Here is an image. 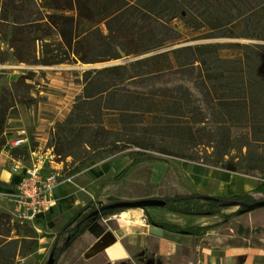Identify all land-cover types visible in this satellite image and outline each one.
Instances as JSON below:
<instances>
[{"label":"trees","instance_id":"trees-1","mask_svg":"<svg viewBox=\"0 0 264 264\" xmlns=\"http://www.w3.org/2000/svg\"><path fill=\"white\" fill-rule=\"evenodd\" d=\"M11 2L0 0V11ZM111 9L83 20L80 39L71 49L75 59L84 63L110 60L184 41L187 38L172 23L174 18L193 30L202 29L192 39L223 35L229 23L242 19L246 36L264 38V0H116ZM222 47L219 42L189 43L126 64L85 70L82 93L67 118L50 131L53 152L59 158L71 157L70 168L59 180L81 172L90 161L127 151L129 161L101 189L118 183L133 166L147 161L166 162L175 180L187 186L183 171L166 155L197 161L198 151L188 153L186 149L220 140L225 149L219 151L214 165L257 176L259 182L253 190L218 197L187 187V192L163 196V207L206 215L220 213L223 200L241 205L230 213L222 212L218 222L189 226L156 221L148 212L150 206H144L146 222L170 232L200 236L245 212L243 204L262 199L252 193L264 194V75L258 72L256 52L261 44H244L241 51L229 56L221 53ZM108 110L117 113L112 124L104 118ZM237 127H243L247 135L234 143ZM4 143L0 141V149ZM9 154L15 159L29 155L27 147L12 148ZM119 200L108 195L106 202ZM100 205L97 197L92 198L46 237L59 240L65 236L67 249L84 233L101 235L106 230L104 218L127 209L96 212ZM33 221L46 227L42 216ZM10 222V213L0 212V260L8 257L7 250L23 257L36 243L32 227L26 236L10 237ZM61 246L52 245L53 264L64 252Z\"/></svg>","mask_w":264,"mask_h":264},{"label":"rangeland","instance_id":"rangeland-1","mask_svg":"<svg viewBox=\"0 0 264 264\" xmlns=\"http://www.w3.org/2000/svg\"><path fill=\"white\" fill-rule=\"evenodd\" d=\"M115 2L116 0H29L21 4L13 2L5 12L0 13V19L4 20L12 19V15L16 16L15 19L32 15L41 25L37 28V33L30 34V27L14 25L12 28L8 22L0 20V120L3 123L0 141H5L0 150L9 153L12 148L27 147L29 155L18 158L29 166H40L44 173L58 172L61 175L65 169L70 168V156L59 158L53 152L50 131L57 126V123L64 121L71 112L74 102L83 90L82 74L88 68L101 69V67L126 64L189 43L219 42L224 46L220 49L221 53L227 56L241 51L244 44L259 43L261 47L256 49L259 55L258 72L264 75V38L246 36L243 19L229 23L222 31L223 35L192 39L191 36L200 34L202 29L193 30L180 18H174L172 23L187 38L184 41L110 60L84 63L80 59H75L71 49L79 40L83 20L94 18L99 11L109 12ZM51 31L56 35L59 34L60 42L56 46L47 42V33ZM11 47L14 48L10 50ZM116 114V111H105L106 123L112 124L117 117ZM235 133L234 143L242 141L247 135L243 127H237ZM18 135L24 138L25 143L18 147L11 146V140ZM222 149L225 148L219 140L211 146H196L186 151L188 153L198 151L197 162H213ZM166 156L172 162L182 158L177 155ZM182 159L188 160L185 157ZM128 161L127 151L105 155L101 160L90 161L80 174L92 168L100 169L104 183ZM158 165L154 161L136 164L131 172L118 182L119 184H108L104 191L97 193L99 195L97 201L101 202L99 204L106 203L105 193L115 195L119 199H134L136 197L131 198L134 194L140 195L137 198L149 196L162 198L177 194L171 179L174 178L171 168L164 170ZM166 188L168 189L164 192ZM100 196L103 197V201L100 200ZM238 207L224 206L221 210L232 212ZM163 208L150 206V211L158 216ZM126 210L142 212L141 208ZM0 212H8L11 215L10 237L26 236L29 227H32L36 240L33 248L23 257L12 256L7 250L5 255L8 257L0 260V264H46L53 243L56 247H60L65 240V236L59 240L48 238L46 227L36 221L19 217L13 211L12 201L6 193L0 194ZM58 228V225L53 223L51 232H56Z\"/></svg>","mask_w":264,"mask_h":264},{"label":"crops","instance_id":"crops-1","mask_svg":"<svg viewBox=\"0 0 264 264\" xmlns=\"http://www.w3.org/2000/svg\"><path fill=\"white\" fill-rule=\"evenodd\" d=\"M27 1L29 0H13L18 4ZM7 8L0 13L5 12ZM11 17L9 20H0L8 22L12 28L14 25L30 27V34L37 33V28L41 27L39 20L32 15H24L21 19H15L16 16L13 15ZM47 42L56 46L60 42L59 34L48 32ZM14 161L15 158L6 150H0V194L6 193L11 201L15 182L19 180V173L12 169ZM154 162L159 164L161 169H170L169 164L164 161ZM172 163L180 167L188 180L187 186L181 185L171 178V174L173 187L179 193L187 192V187H190L202 194L229 196L252 191L259 182L255 175L243 171L232 172L215 166L212 161L197 162L178 158ZM102 178V171L92 168L61 181L53 191V203L40 215L44 218L48 233L52 231L53 223L58 225L59 230L80 206L105 190L107 185L101 189ZM66 181L71 183L66 184ZM252 193L256 198L264 196L257 191ZM106 195L109 194L105 193L104 196L107 197ZM134 197L140 195L134 194L131 198ZM100 200L103 201V197L100 196ZM138 212V216L130 213L128 219L119 214L106 216L104 233L99 236L90 233L78 236V239L64 250L56 264H264V206L238 213L227 222L208 228L200 236L174 233L165 229L161 236L154 235L149 232L152 224L146 222L144 210ZM148 212L156 221L189 226L218 222L223 217L222 212L230 213L231 210L223 209L220 213L203 215L176 213L164 207L163 211L155 216L149 207Z\"/></svg>","mask_w":264,"mask_h":264},{"label":"built area","instance_id":"built-area-1","mask_svg":"<svg viewBox=\"0 0 264 264\" xmlns=\"http://www.w3.org/2000/svg\"><path fill=\"white\" fill-rule=\"evenodd\" d=\"M11 141L13 147L25 143L20 135ZM12 169L19 173V180L15 182L11 197L13 211L22 219L33 221L53 203V191L61 184L60 174L44 173L40 166H29L19 158L15 159Z\"/></svg>","mask_w":264,"mask_h":264},{"label":"water","instance_id":"water-1","mask_svg":"<svg viewBox=\"0 0 264 264\" xmlns=\"http://www.w3.org/2000/svg\"><path fill=\"white\" fill-rule=\"evenodd\" d=\"M166 201L165 199L159 198V197H151L149 196L148 198H134V199H120L119 201H115V202H106L105 204L100 205L96 212H100L102 210H105L106 208H120V207H124V208H134V207H144V206H157V207H163L165 205ZM221 205L223 206H240L241 204H238L237 202H233L230 200H223L221 202ZM245 211H249L252 209H256V208H260L264 206V197L260 200H256L255 202H250L248 204H243ZM149 232L157 235V236H161L163 229L158 226L157 224H152L149 228ZM69 241H65L64 244L61 246L60 251H64V249H66V247L68 246ZM54 263V258H53V254H50V257L47 261L46 264H53Z\"/></svg>","mask_w":264,"mask_h":264},{"label":"bare ground","instance_id":"bare-ground-1","mask_svg":"<svg viewBox=\"0 0 264 264\" xmlns=\"http://www.w3.org/2000/svg\"><path fill=\"white\" fill-rule=\"evenodd\" d=\"M70 181H66V184H70ZM130 213H133L134 215L138 216V211L134 210L133 212H129L127 210L120 211L119 216L123 217L124 219H128Z\"/></svg>","mask_w":264,"mask_h":264}]
</instances>
